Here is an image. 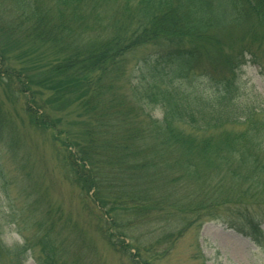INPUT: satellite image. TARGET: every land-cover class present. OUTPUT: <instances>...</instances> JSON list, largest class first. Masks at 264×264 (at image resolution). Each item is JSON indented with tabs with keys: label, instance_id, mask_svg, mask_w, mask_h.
<instances>
[{
	"label": "trees",
	"instance_id": "obj_1",
	"mask_svg": "<svg viewBox=\"0 0 264 264\" xmlns=\"http://www.w3.org/2000/svg\"><path fill=\"white\" fill-rule=\"evenodd\" d=\"M248 62L264 77V0H0V84L26 99L28 125L52 133L64 180L129 264H158L191 233L190 260L205 264L206 223L264 251V99L244 100ZM45 94L52 111L76 106L74 131L39 106ZM7 122L0 146L15 160ZM43 201L30 239L19 209L0 207V264H74L65 243L80 233ZM12 228L22 243L9 247Z\"/></svg>",
	"mask_w": 264,
	"mask_h": 264
},
{
	"label": "rangeland",
	"instance_id": "obj_2",
	"mask_svg": "<svg viewBox=\"0 0 264 264\" xmlns=\"http://www.w3.org/2000/svg\"><path fill=\"white\" fill-rule=\"evenodd\" d=\"M14 65L16 69L20 70V64L14 62ZM239 75L244 100L255 101V105L257 102L260 103L258 95L264 99V77L260 74L258 67L248 62L241 67ZM47 99L46 94L39 97L38 101L43 103L39 106L43 111L52 113L51 117L59 121L64 129L69 128L74 131L73 125L81 120L77 116L76 106L72 105L65 110L55 112L52 111L51 106L47 105ZM25 103L26 99L24 98L19 99L17 103L13 102L0 84V116L9 120L7 122L9 132H12L15 139L21 143V146L17 147V151L15 149V160H11L6 149L0 146L2 169L0 170V207H4L6 211L9 209L7 208L9 205L14 206L16 212L19 209V224L24 228L21 233L30 239L32 234L39 231L38 222L40 223L43 219L44 206L35 204L48 200L50 205L56 206L68 214L67 217L73 223L75 230L81 235L75 233L68 235L70 232L61 230L53 234V236L61 235V237L68 235L65 244L70 246L65 254L74 264H83L82 257L87 264H129L105 242L101 234L102 224L92 216L91 211L83 207V202L78 199L75 188L64 180V170L58 160L57 153L59 144L53 140L52 133L28 125L27 118L22 111V106ZM22 155L27 157L26 170L32 176H30V181H32L30 184L34 187H32V193L31 189L27 192L31 195L27 199V193L25 195L22 192L26 182L20 180L21 175L17 174L16 168L19 157ZM34 200L36 203L33 202ZM25 205L28 207L34 205L32 211L27 212L23 209L21 211V207L23 208ZM261 228L264 231V226ZM2 238L9 247L15 243H22L15 228L10 231L6 230ZM193 238L194 233L185 236L182 241L176 244L170 256L158 264H195L196 262L190 260L195 253L192 249ZM197 241L205 264H264L263 250L256 247L250 240L233 231L226 230L219 224L206 223L202 225ZM26 264L35 263L29 258Z\"/></svg>",
	"mask_w": 264,
	"mask_h": 264
}]
</instances>
